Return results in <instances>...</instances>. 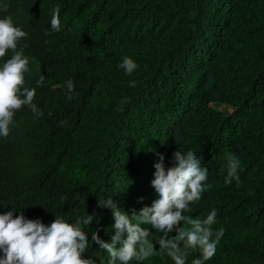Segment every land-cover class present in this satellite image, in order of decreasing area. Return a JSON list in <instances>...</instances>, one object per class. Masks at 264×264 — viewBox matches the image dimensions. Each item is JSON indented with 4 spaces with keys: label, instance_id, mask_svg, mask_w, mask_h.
Segmentation results:
<instances>
[{
    "label": "trees",
    "instance_id": "1",
    "mask_svg": "<svg viewBox=\"0 0 264 264\" xmlns=\"http://www.w3.org/2000/svg\"><path fill=\"white\" fill-rule=\"evenodd\" d=\"M5 4L0 18L11 15L28 34L17 50L27 44L25 83L36 89L33 103L43 115L22 106L7 138L0 136V213L23 211L47 225L55 216L75 224L95 212L99 218L80 224L90 240L82 256L108 264L91 235L98 230L110 242L114 219L97 201L117 186V204L129 215L150 206L158 153L169 167L175 150H193L208 179L184 214L203 219L215 208L212 228H224L205 264H264V0H0ZM57 5L60 30L53 31ZM124 56L138 65L131 75L118 67ZM231 154L240 160L239 186L224 183ZM155 247L153 256L129 264H174ZM199 257L189 250L186 264Z\"/></svg>",
    "mask_w": 264,
    "mask_h": 264
},
{
    "label": "clouds",
    "instance_id": "2",
    "mask_svg": "<svg viewBox=\"0 0 264 264\" xmlns=\"http://www.w3.org/2000/svg\"><path fill=\"white\" fill-rule=\"evenodd\" d=\"M0 11L7 12V5H0ZM59 13L60 7L57 5L51 12L53 31L60 30ZM27 35L14 24L11 15L0 18V58L5 57L8 50L13 53L0 65V136L4 138L10 133L15 112L22 106L29 107L37 117L43 115L33 103L36 89L27 87L25 83V73L30 71V58L24 55L27 44L17 50L19 41ZM118 67L131 75L138 65L130 57L124 56ZM44 79V75H40L37 86H42ZM130 86L134 87L135 81H130ZM66 88L69 93L67 99L71 100V93L75 90L71 79L66 81ZM158 156L154 164V179L147 188L150 206L145 205L138 212L133 209L129 215L117 204V186L108 191L107 199L97 201L100 208L111 210L114 219L111 226L114 234L110 242L103 240L98 230H94L91 235V242L107 252L108 264H129L133 259L146 260L156 254V244L174 264H186L189 250L198 249L200 252V257L194 258L191 264H205L217 251L224 234V228L216 231L212 228L218 210L213 208L203 219L184 214L191 203L201 199L205 190L208 169L201 166V157L193 150L182 153L177 149L172 153L171 166L166 167L164 155L158 153ZM239 166L240 160L235 154L226 157L225 184L235 180L239 186ZM224 170L221 169L222 172ZM13 212L0 213V264H96L93 257L82 256L88 251L90 240L80 227L81 223L89 226L94 217L99 218L95 212L87 214L75 224L55 216L47 225L38 218L28 219L23 211L16 216H13ZM181 222L190 225V228L180 226ZM144 224L162 235H154L152 230L141 226ZM173 231L176 234L170 238L169 233Z\"/></svg>",
    "mask_w": 264,
    "mask_h": 264
}]
</instances>
